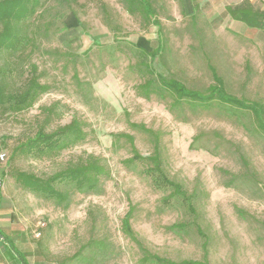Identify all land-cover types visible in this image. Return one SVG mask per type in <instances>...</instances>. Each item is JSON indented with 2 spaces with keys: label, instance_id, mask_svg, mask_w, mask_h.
<instances>
[{
  "label": "rangeland",
  "instance_id": "rangeland-1",
  "mask_svg": "<svg viewBox=\"0 0 264 264\" xmlns=\"http://www.w3.org/2000/svg\"><path fill=\"white\" fill-rule=\"evenodd\" d=\"M148 1L31 0L0 20V264L15 246L29 264H264L254 114L163 84L207 94L216 71L264 105V29L231 14L244 0ZM38 131L65 132L21 152ZM75 169L90 181H57V197L15 177Z\"/></svg>",
  "mask_w": 264,
  "mask_h": 264
},
{
  "label": "trees",
  "instance_id": "trees-1",
  "mask_svg": "<svg viewBox=\"0 0 264 264\" xmlns=\"http://www.w3.org/2000/svg\"><path fill=\"white\" fill-rule=\"evenodd\" d=\"M31 0H0V20L7 19L8 21H20L24 19L28 12V3ZM148 10L151 6L148 0H141ZM244 0L242 3L230 7V12L237 20L244 22L249 27H256L264 29V9L247 6ZM8 34L0 33V43L4 42ZM154 50H158L154 48ZM214 84L211 86L209 93L202 94L201 92L187 88L182 82L178 80H163V84L169 89L175 91L179 96L192 99L194 101L208 102L212 99H217L221 103L232 104L238 107L249 109L254 114L258 127L264 133V105L261 103H248L245 100L229 93L225 87L223 78L213 73ZM2 100V93L0 88V101ZM65 131L54 132L51 134L43 131H38L33 138L28 139L22 143L18 149L23 153L42 152L45 149L52 147L57 143L61 135ZM16 181L25 188L40 192L49 197L60 196L61 193L56 189L55 182L65 179H76L79 184L83 185L89 182L90 179L80 170L75 169L69 172H61L52 178L44 179L27 172H18L15 175ZM0 237L8 243V237L0 230ZM14 246V245H13ZM13 259L17 264H29L26 256L15 246L8 249ZM158 259V258H157ZM159 260L163 261L161 258Z\"/></svg>",
  "mask_w": 264,
  "mask_h": 264
},
{
  "label": "crops",
  "instance_id": "crops-1",
  "mask_svg": "<svg viewBox=\"0 0 264 264\" xmlns=\"http://www.w3.org/2000/svg\"><path fill=\"white\" fill-rule=\"evenodd\" d=\"M235 3H240V2H242L243 0H233ZM256 1V0H255ZM263 6H262V8L261 9H264V3L262 4ZM251 29H254V28H256V27H250ZM256 29H258V28H256ZM12 256V255H11ZM14 260V259H13ZM14 262L17 264V262L14 260Z\"/></svg>",
  "mask_w": 264,
  "mask_h": 264
},
{
  "label": "water",
  "instance_id": "water-1",
  "mask_svg": "<svg viewBox=\"0 0 264 264\" xmlns=\"http://www.w3.org/2000/svg\"><path fill=\"white\" fill-rule=\"evenodd\" d=\"M0 183H1V178H0Z\"/></svg>",
  "mask_w": 264,
  "mask_h": 264
}]
</instances>
